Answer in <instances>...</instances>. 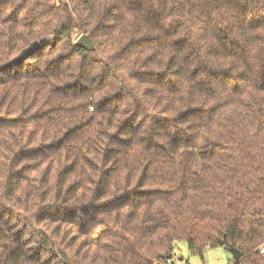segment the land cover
<instances>
[{"label": "trees", "instance_id": "1", "mask_svg": "<svg viewBox=\"0 0 264 264\" xmlns=\"http://www.w3.org/2000/svg\"><path fill=\"white\" fill-rule=\"evenodd\" d=\"M178 241L264 264V0H0V264Z\"/></svg>", "mask_w": 264, "mask_h": 264}, {"label": "rangeland", "instance_id": "2", "mask_svg": "<svg viewBox=\"0 0 264 264\" xmlns=\"http://www.w3.org/2000/svg\"><path fill=\"white\" fill-rule=\"evenodd\" d=\"M65 0H53L55 5H59ZM179 258H181L179 260ZM173 259L176 264H233L232 252L222 246L214 247L204 251L203 259L196 255H191L184 241H178L175 244Z\"/></svg>", "mask_w": 264, "mask_h": 264}, {"label": "water", "instance_id": "3", "mask_svg": "<svg viewBox=\"0 0 264 264\" xmlns=\"http://www.w3.org/2000/svg\"><path fill=\"white\" fill-rule=\"evenodd\" d=\"M76 44L82 46L83 48H85L87 50H91L92 47H93L90 38L88 37V35H85V34H82L76 40ZM39 46H40L39 41L35 40V41L31 42L28 46L23 48L16 56H14L13 59L11 60V62L8 63V65H10V64H15L16 65V64L21 63L27 57L32 55L33 52H35L39 48ZM219 243H222V241L219 240ZM230 251L232 252L233 259L239 258L240 252L237 249H230ZM167 259H170V263H162V264H176V260L173 259V254L172 253L167 255ZM180 259L181 258H179V260Z\"/></svg>", "mask_w": 264, "mask_h": 264}, {"label": "built area", "instance_id": "4", "mask_svg": "<svg viewBox=\"0 0 264 264\" xmlns=\"http://www.w3.org/2000/svg\"><path fill=\"white\" fill-rule=\"evenodd\" d=\"M264 251V246L260 248V252ZM165 263H170V259H165L164 260Z\"/></svg>", "mask_w": 264, "mask_h": 264}]
</instances>
